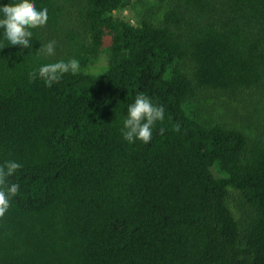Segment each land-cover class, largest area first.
Masks as SVG:
<instances>
[{
  "label": "trees",
  "instance_id": "16d2710c",
  "mask_svg": "<svg viewBox=\"0 0 264 264\" xmlns=\"http://www.w3.org/2000/svg\"><path fill=\"white\" fill-rule=\"evenodd\" d=\"M158 1L134 21L133 0H36L31 52L55 56L0 50V164H22L0 264H264V0ZM106 36V68L85 70ZM72 57L79 73L29 80ZM138 93L165 109L149 143L120 131ZM221 96L249 128L187 111Z\"/></svg>",
  "mask_w": 264,
  "mask_h": 264
},
{
  "label": "clouds",
  "instance_id": "9594fccd",
  "mask_svg": "<svg viewBox=\"0 0 264 264\" xmlns=\"http://www.w3.org/2000/svg\"><path fill=\"white\" fill-rule=\"evenodd\" d=\"M49 12L47 7H37L36 0H12V3H3L0 0V50L5 45L17 48V55L24 49H29L27 55L54 57L56 54V41L49 40L41 44L35 54H32V39L34 29L47 24ZM26 55V56H27ZM15 63V61H14ZM81 71L80 61L75 57L53 60L41 63L29 72V80L40 79L47 87H52L64 74H76ZM165 118V109L162 105L153 102L151 97L138 93L132 103L127 105L121 134L129 143L140 140L149 143L153 137V128L158 121ZM163 132L164 129H159ZM22 164L14 159H9L0 164V217L10 208L13 198L20 191V184L10 182Z\"/></svg>",
  "mask_w": 264,
  "mask_h": 264
},
{
  "label": "rangeland",
  "instance_id": "374dc122",
  "mask_svg": "<svg viewBox=\"0 0 264 264\" xmlns=\"http://www.w3.org/2000/svg\"><path fill=\"white\" fill-rule=\"evenodd\" d=\"M163 10L164 5L158 0H133L130 10L125 12V16L137 21L138 19L150 17L151 15L159 17L162 15ZM111 42V37L106 36L101 52L91 61L85 70L97 73L106 68ZM186 106L191 116L206 122L222 121L234 123L238 126H247L246 128H249V125H251L247 119L249 110L244 105H236L234 110L229 108V99L226 96H221L219 99H202L197 102L187 103ZM213 171L218 176L224 175L218 165L213 167Z\"/></svg>",
  "mask_w": 264,
  "mask_h": 264
}]
</instances>
